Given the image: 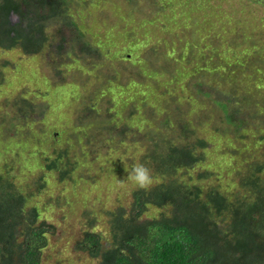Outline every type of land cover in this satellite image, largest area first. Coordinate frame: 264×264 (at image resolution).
<instances>
[{
	"label": "trees",
	"instance_id": "obj_1",
	"mask_svg": "<svg viewBox=\"0 0 264 264\" xmlns=\"http://www.w3.org/2000/svg\"><path fill=\"white\" fill-rule=\"evenodd\" d=\"M251 1L264 4V0ZM199 24L201 27H196L189 38L179 39L185 52L173 54L176 48L169 43L151 47L153 51L162 48L156 69L166 68L164 63H168L170 67L166 69L172 72L171 79H167L170 88L154 85L165 103L142 112L146 117L142 133L145 140L131 142L144 141L138 165L141 172L149 173L152 184L133 189L127 206L116 204L103 208L98 215L85 216L86 226L76 251L85 252L91 264H264V76L258 75L264 72V54L259 50L256 59L241 60L240 55L254 45L248 32L223 29L225 36H221L206 23ZM213 40H221L222 46H227L224 52L239 54L242 64L253 63L258 70L245 73L235 59L226 61L230 67L224 62L222 72L215 69L205 51ZM261 44L258 45L264 51ZM0 48L20 49L26 55L41 56L44 52L48 57L49 53L57 74L65 60L90 64L88 56L93 51L69 14L67 0H0ZM197 48L202 53H197ZM137 62L152 65L153 54H144ZM9 66L6 62L0 65V92L6 80L3 70ZM88 67L90 71L93 65ZM135 69V61H129L121 72L139 84L136 78L141 75ZM176 84L179 92L174 91ZM81 93L82 113L89 120L93 117V122L108 124L100 130L113 132L112 139L124 136L128 132L124 128L126 119L138 115L134 103L121 113L111 100L100 108L96 93L89 98H84V90ZM28 94L3 100L10 116L0 118V124L8 119L10 137L27 136L29 131L17 128L43 124L51 110L46 102L27 98ZM208 98H212L213 106L205 104ZM80 119L85 124L86 117ZM220 135L228 142L229 157H238L236 145L246 147L248 140L260 145L257 157L241 158L242 168H235L236 188L231 191L219 184L206 187L203 182L218 176L206 169L205 163L207 153L213 152L208 150L213 146L211 137ZM70 141L80 149L79 144L87 142V138L83 141L75 133ZM119 142L123 144L125 140ZM79 164L69 145L55 150L53 157L41 160V169L46 171L35 178L29 192L15 183L13 167L4 165L5 174L0 175V264H42L44 250L57 227L42 217V209L31 199L46 189L47 172H54L58 183H63L71 180ZM197 167L204 171L196 174Z\"/></svg>",
	"mask_w": 264,
	"mask_h": 264
},
{
	"label": "rangeland",
	"instance_id": "obj_2",
	"mask_svg": "<svg viewBox=\"0 0 264 264\" xmlns=\"http://www.w3.org/2000/svg\"><path fill=\"white\" fill-rule=\"evenodd\" d=\"M182 1L67 0L69 14L76 20L88 47L93 51L88 56L90 64L65 60L58 74L52 69L56 63L49 53L48 57L44 52L41 56L26 55L20 49L0 48V65L5 62L10 64L3 70L6 80L2 82L0 92V118L9 119L10 116L9 107L3 100H12L24 92L29 93L27 98L40 99L51 109L43 124L36 122L17 128L21 132L29 131L28 137L24 134L10 137L12 130H8V119L0 124V175L5 174L4 165L10 164L16 175L15 183L29 192L35 178L46 171L41 169V160L53 157L55 150L61 151L69 145L74 160L80 163L71 180L63 183H58L54 172H47L46 189L31 199V203L38 204L42 209V217L57 227L55 234L49 238V247L44 250L42 264H91L85 252L76 251V244L86 226L85 216L89 213L98 215L103 208H112L116 204L127 206L133 189L140 184H152L149 173L141 172L138 165V154L143 149L140 144L144 141L138 144L131 142L133 139L145 140L142 133L146 117H142V112L162 107L165 102L158 96L160 91L154 85L157 83L160 89L170 88L167 79H171L172 72L166 69L170 67L168 63H164L166 68L156 69L157 63H160L157 55L162 48L157 47L153 51L151 47L169 43L176 48L173 54L178 50L185 52V48L178 44L179 39L189 38L196 32V27H201L199 23H206L221 36H225L221 32L223 29L234 31L241 28L248 32L254 45L251 44L247 53L240 55L241 60L256 59L260 51L264 54L258 45L264 44V4L251 0H184L183 4ZM242 46L247 49V45ZM225 48L221 40H213L205 48L207 59L215 69L222 72V64L225 62L230 67L226 61L235 59L245 73L258 70L250 60V66L242 64L239 54L224 52ZM197 53H202L201 48H197ZM144 54H153L154 64L137 62ZM99 57L101 60H98ZM103 60L105 64L101 62ZM129 61H135V70L141 75L136 80L141 84L133 83L126 78L124 71L121 72ZM89 65H93L90 71ZM258 75L263 77L264 72ZM126 82V87L120 85ZM176 86L174 91L179 92L181 89L178 84ZM83 90L84 98L93 97L94 93L98 95L95 101L100 103V108L108 106L111 100L115 109L122 113L129 103H134L138 115L126 119L128 124L124 128L128 132L124 136L112 139L113 132L100 130L108 124L93 122V117L89 120L82 113ZM212 103V98L205 102L207 106H213ZM80 117H86L83 120L85 124ZM214 123H217L215 119ZM75 133H79L83 141L87 138V142L79 144L80 149L74 147V141H70ZM211 138L213 146L208 150L213 152L207 153L205 164L206 169L218 173V176H210L208 181L204 179L203 182L206 187L219 184L220 188L231 191L236 188L235 168H242L241 158L257 157L260 145H253L250 140L246 147L236 145L239 155L233 158L226 154L228 142L225 143L221 135ZM122 140H125L123 144L117 143ZM197 171L204 170L197 167L196 174Z\"/></svg>",
	"mask_w": 264,
	"mask_h": 264
}]
</instances>
